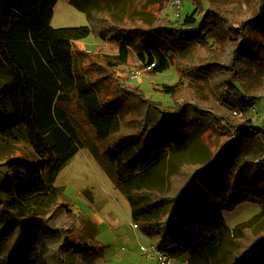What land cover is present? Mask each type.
<instances>
[{"label":"trees","instance_id":"16d2710c","mask_svg":"<svg viewBox=\"0 0 264 264\" xmlns=\"http://www.w3.org/2000/svg\"><path fill=\"white\" fill-rule=\"evenodd\" d=\"M67 1L90 26L52 27L59 0H0V140L30 149L0 154V264H82L83 255L103 256L94 220L76 214L64 193L47 202L85 143L130 197L145 235L177 252L216 244L199 218L211 217L222 198L219 150L169 174L168 189L146 183L167 175L169 153L201 122L225 136L222 148L238 151L245 140L264 148V122L250 115L264 101V76L257 80L255 71L264 67V0H191L193 11L181 19L152 23L117 21L109 5L118 0ZM243 2L247 12H238ZM91 35L116 42L117 57L79 51L76 44ZM130 51L152 75L176 69L180 83L161 90L170 105L116 77ZM256 171L264 174V164ZM262 262L264 233L244 241L230 264Z\"/></svg>","mask_w":264,"mask_h":264},{"label":"rangeland","instance_id":"374dc122","mask_svg":"<svg viewBox=\"0 0 264 264\" xmlns=\"http://www.w3.org/2000/svg\"><path fill=\"white\" fill-rule=\"evenodd\" d=\"M243 3L236 6L238 12H247L248 5ZM163 4L162 0H118L110 3L109 11L119 22L130 20L145 23L162 18L175 21L193 11L191 0H182L180 10L173 6L172 0L165 7ZM90 7L98 8V5L93 4ZM51 25L54 28L80 27L90 26V23L88 17L67 0H59L54 8ZM76 46L79 51L98 55L97 59L103 55L115 58L119 50L116 42L103 41L94 35L78 42ZM141 65L136 54L130 51L128 63L116 68V77L130 87H139L148 98L170 105L171 99L161 90L164 85L180 83L181 77L176 69L171 67L165 73L155 76L148 69L141 70ZM133 70L141 72L138 80L131 78ZM255 71L257 80H261L264 67ZM72 110L78 114L74 105ZM231 115L237 121H244L245 115L242 112H231ZM250 115L256 125L264 122V101L251 108ZM209 129L205 122H201L193 133H186L181 146L169 153L167 175L163 179L153 176L146 186L168 189L169 174L178 172L184 164L206 163L219 150L223 158L222 198L211 217L201 215L199 218L204 229L203 235L207 234L208 238L216 239V244L195 248L191 252H177L175 247L164 242L161 237H149L140 227L135 229L130 197L116 187L95 158L91 151L92 146L85 143V148L59 174L55 183L58 193L51 194L47 201L53 202L57 195L64 193L76 214H83L97 223L96 240L103 247V256L83 255L82 264H158L157 260L149 262L141 252L142 246L152 245L156 250L174 256L179 264H184L185 260L189 264H230L244 241H251L264 233V174L256 171L258 164H264V148L250 140L242 141L238 151L222 148L221 143L225 136L220 137ZM79 131L91 141L83 128ZM5 153L30 155V149L24 143L0 140V154ZM83 229L88 236L94 232L89 225Z\"/></svg>","mask_w":264,"mask_h":264},{"label":"built area","instance_id":"2783aa9c","mask_svg":"<svg viewBox=\"0 0 264 264\" xmlns=\"http://www.w3.org/2000/svg\"><path fill=\"white\" fill-rule=\"evenodd\" d=\"M172 4H173V6H175V8L180 10V8L182 7V0H172ZM147 69L151 70L152 66L147 67L146 70ZM140 77H141V72H139L137 70L131 71V78L132 79L138 80ZM133 227L135 229L138 228V226L136 224H134ZM141 252L149 262H151L153 260H157L158 264H179V262L175 260L174 256H172L170 254H166L163 251L156 250V247L154 245H152L150 247L142 246ZM184 264H189V261L185 260Z\"/></svg>","mask_w":264,"mask_h":264}]
</instances>
